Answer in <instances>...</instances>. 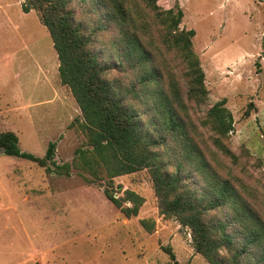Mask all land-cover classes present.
Listing matches in <instances>:
<instances>
[{
  "label": "rangeland",
  "instance_id": "374dc122",
  "mask_svg": "<svg viewBox=\"0 0 264 264\" xmlns=\"http://www.w3.org/2000/svg\"><path fill=\"white\" fill-rule=\"evenodd\" d=\"M24 1L0 0V132L14 131L20 148L41 158L56 142L55 162L72 163L87 141L78 122L81 110L61 81L49 30L36 10H23ZM160 2L165 7L179 2L181 27L196 31L194 49L209 97L193 117H204L222 99L233 114L234 130L226 141L237 160L217 150L201 128L211 168L231 180L264 218V0ZM71 7L84 24H90L89 14L104 20L90 0H73ZM99 36L96 46L112 59L114 49L103 45L112 32ZM54 169L50 161L42 166L0 154V264L33 255L34 242L37 263L27 264H210L195 250L190 228L161 213L149 169L112 180L74 167L70 174ZM190 185L206 190L196 177ZM106 190L118 198L127 190L142 196L138 215L127 217ZM227 229L239 233L237 226Z\"/></svg>",
  "mask_w": 264,
  "mask_h": 264
},
{
  "label": "trees",
  "instance_id": "16d2710c",
  "mask_svg": "<svg viewBox=\"0 0 264 264\" xmlns=\"http://www.w3.org/2000/svg\"><path fill=\"white\" fill-rule=\"evenodd\" d=\"M90 1L103 12V22L94 14L87 17L90 24L81 22L73 0L22 3L25 12L37 11L50 32L61 81L81 110L85 147L77 149L72 163L62 165L55 162L56 142L41 158L23 151L19 136L8 130L0 132V147L42 166L50 161L60 174L74 167L112 180L149 169L161 213L190 228L193 246L206 261L264 264L263 215L231 180L212 170L205 151L207 129L211 144L237 160L226 141L234 130L227 101L216 102L199 120L192 114L207 103L209 90L194 49L196 31L181 27L182 6L165 7L160 0ZM109 31L112 38L103 45L114 49L112 59L96 46L99 34ZM193 177L204 184L203 193L190 185ZM106 196L127 217L138 215L144 203L133 190L124 198L106 190ZM141 222L153 230L148 220ZM229 226H237L239 233Z\"/></svg>",
  "mask_w": 264,
  "mask_h": 264
},
{
  "label": "crops",
  "instance_id": "0c3cea01",
  "mask_svg": "<svg viewBox=\"0 0 264 264\" xmlns=\"http://www.w3.org/2000/svg\"><path fill=\"white\" fill-rule=\"evenodd\" d=\"M3 154H5V153H3ZM37 258H38L37 257V247H36V242H34L33 255L30 254L28 257L22 258V260H20L18 262V264H27V263L31 262L32 260H34L37 263Z\"/></svg>",
  "mask_w": 264,
  "mask_h": 264
},
{
  "label": "water",
  "instance_id": "95a60500",
  "mask_svg": "<svg viewBox=\"0 0 264 264\" xmlns=\"http://www.w3.org/2000/svg\"><path fill=\"white\" fill-rule=\"evenodd\" d=\"M4 153V150L3 148L0 147V154H3ZM175 264H179L178 261H175Z\"/></svg>",
  "mask_w": 264,
  "mask_h": 264
}]
</instances>
